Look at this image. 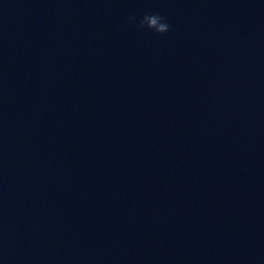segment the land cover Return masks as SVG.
<instances>
[{"label": "water", "instance_id": "obj_1", "mask_svg": "<svg viewBox=\"0 0 264 264\" xmlns=\"http://www.w3.org/2000/svg\"><path fill=\"white\" fill-rule=\"evenodd\" d=\"M0 264H264V0H0Z\"/></svg>", "mask_w": 264, "mask_h": 264}, {"label": "clouds", "instance_id": "obj_2", "mask_svg": "<svg viewBox=\"0 0 264 264\" xmlns=\"http://www.w3.org/2000/svg\"><path fill=\"white\" fill-rule=\"evenodd\" d=\"M127 20L129 23L135 24L138 29H147L157 35H164L170 30V25L159 14L146 13L138 21L136 17L129 16Z\"/></svg>", "mask_w": 264, "mask_h": 264}]
</instances>
